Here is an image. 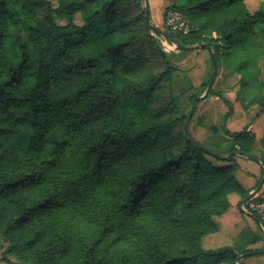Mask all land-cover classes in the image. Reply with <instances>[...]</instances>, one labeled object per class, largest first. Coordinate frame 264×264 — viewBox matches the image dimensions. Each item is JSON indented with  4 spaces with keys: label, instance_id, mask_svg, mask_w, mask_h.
<instances>
[{
    "label": "trees",
    "instance_id": "obj_1",
    "mask_svg": "<svg viewBox=\"0 0 264 264\" xmlns=\"http://www.w3.org/2000/svg\"><path fill=\"white\" fill-rule=\"evenodd\" d=\"M170 7L184 13L190 30L165 39L205 43L215 67L222 62L238 74L243 108L264 110V9L251 13L245 0ZM151 31L137 0H0L5 262L236 264L257 254L246 248L244 241L259 239L248 231L233 246L202 243L218 231L213 218L227 211L232 194L240 211L245 203L235 157L252 155L253 137L245 128L226 130L231 105L221 125L227 141L213 128L199 142L185 129L193 115L187 124L188 115L165 116L155 91L173 67L166 62L135 78L147 65ZM218 94L210 88L206 96ZM221 160L232 164L214 162ZM252 217L264 238V222Z\"/></svg>",
    "mask_w": 264,
    "mask_h": 264
},
{
    "label": "rangeland",
    "instance_id": "obj_2",
    "mask_svg": "<svg viewBox=\"0 0 264 264\" xmlns=\"http://www.w3.org/2000/svg\"><path fill=\"white\" fill-rule=\"evenodd\" d=\"M140 9L143 10V0H137ZM168 1V2H167ZM177 2V0H147L148 3V22L151 25L156 26L153 22L156 20V16L160 10H162V16L164 18V10L168 6H172ZM54 6V2H51ZM247 9L253 13L258 8L264 9V0H245ZM140 10H137L139 13ZM153 16V18H152ZM52 18L56 24H65L67 21L63 17L52 15ZM74 22H80L79 14L73 17ZM204 19H202V22ZM160 31L166 35L168 33L164 24L161 26H156ZM152 42L148 45L147 50V65L145 68L135 76L137 79H141L147 76H151L159 73L165 68V63L168 62L173 67L172 73L169 78L164 79L159 84L155 91L154 104L156 106H161L164 109L165 116L177 117L180 114L189 115L193 107V117L191 118L189 124L187 125V131L192 135L194 132V121L197 112L200 108V102L202 97L206 96L208 82L212 74V55L211 53L205 54L206 47H198L190 50H179L171 42L154 31L150 32ZM170 45H168L167 43ZM198 43L195 45H199ZM205 44V43H203ZM162 53L166 55L165 58L162 57ZM262 69V77L264 79V60L260 63ZM210 88L217 91L219 94L209 95L205 98L207 99L204 104L206 107H210L209 122L215 121V124L219 127L221 126L224 114L228 110V105L232 107V119H239L241 114V103L239 96V83L237 80V75H234L226 68L222 62L216 67V73L213 78ZM204 98V99H205ZM209 100L211 102H209ZM216 105H215V104ZM240 104V105H239ZM252 119L255 117L251 116ZM226 119L225 126L230 128V121ZM229 121V122H228ZM263 228H258L252 234L262 238V243L260 247L264 246V238L262 236ZM6 244L0 238V264H15L18 260L15 257H9L10 262H5L1 259V253L5 249ZM245 259V258H243ZM247 264H264V253L254 254L246 257Z\"/></svg>",
    "mask_w": 264,
    "mask_h": 264
},
{
    "label": "crops",
    "instance_id": "obj_3",
    "mask_svg": "<svg viewBox=\"0 0 264 264\" xmlns=\"http://www.w3.org/2000/svg\"><path fill=\"white\" fill-rule=\"evenodd\" d=\"M161 12L162 10L158 12L156 20L153 22L158 27L163 24ZM204 52L207 54L209 51L205 49ZM234 75H237L238 80V74ZM206 100L205 98L200 102L201 105L194 121V132L191 136L199 142L207 141L213 134V128H215L216 135L220 137V139L223 141L230 140V137L225 134L221 126L218 127L215 121L209 122V119H211L209 116L210 107H206L209 104L205 103ZM209 102L211 101L209 100ZM239 102L241 103V105L239 104L241 106L240 118L232 119V115L228 118L231 125L230 128H227L228 126H225V128L230 132H237L245 128L253 137V148L252 155L235 157L237 168L234 171V175L243 188L248 191V194L257 191L264 197V110H261L257 105H253L248 110H245L242 106V102ZM204 104L207 105L205 106ZM252 115L255 116L253 119L251 117ZM214 162L219 166L232 164V161L226 160ZM256 183L258 184L256 185ZM239 200V195L232 194L229 197V207L227 211L223 215L213 218L218 225V231L203 238L202 243L204 248L213 249L221 246H233L240 241L243 242L241 240L242 233L247 231L253 233L257 230L255 219L240 211L238 207ZM244 242L246 243V248L258 249L257 254L264 253L262 252L264 246L260 247L262 238H259L255 243H249V240ZM245 261H247V259L242 258L236 264H247Z\"/></svg>",
    "mask_w": 264,
    "mask_h": 264
},
{
    "label": "built area",
    "instance_id": "obj_4",
    "mask_svg": "<svg viewBox=\"0 0 264 264\" xmlns=\"http://www.w3.org/2000/svg\"><path fill=\"white\" fill-rule=\"evenodd\" d=\"M163 24L167 31L172 34L185 35L189 32L190 26L183 12L168 6L164 10ZM244 214L258 217L264 222V197L257 191L245 201L241 207Z\"/></svg>",
    "mask_w": 264,
    "mask_h": 264
},
{
    "label": "water",
    "instance_id": "obj_5",
    "mask_svg": "<svg viewBox=\"0 0 264 264\" xmlns=\"http://www.w3.org/2000/svg\"><path fill=\"white\" fill-rule=\"evenodd\" d=\"M143 8H144L145 19H146V21H147V25H148V27H149L152 31H155V32L158 33V34H160V35H162V36H165L164 33H163L162 31H160L158 28H156V26L151 25V24L148 22L149 12H148V3H147V0H143ZM166 43H167V41H166ZM171 43H173V44L175 45V47H176L177 49H179V50H190V49H195V48H198V47H206L207 49H209L208 46H207L206 44H203V43H202V44H199V45H190V46L181 45V44L174 43V42H171ZM167 44L170 45L169 43H167ZM211 55H212V54H211ZM212 56H213V55H212ZM211 63H212L213 68H212V74H211V77H210L209 82H208V87H207V89H206L207 91L210 89V86H211V84H212L213 78H214L215 73H216V67H215V64H214V59H213V57H212V59H211ZM192 113H193V107H192V109H191V111H190V113H189V115H188V117H187L186 124H187L188 120L190 119V117L192 116ZM186 127H187V125H185V129H186ZM252 194H253V193L248 194L247 197L245 198V201H246L247 199H249V198L252 196ZM260 252H261V251H260ZM262 252H264V250H262Z\"/></svg>",
    "mask_w": 264,
    "mask_h": 264
}]
</instances>
